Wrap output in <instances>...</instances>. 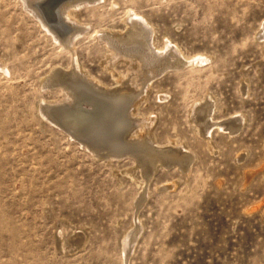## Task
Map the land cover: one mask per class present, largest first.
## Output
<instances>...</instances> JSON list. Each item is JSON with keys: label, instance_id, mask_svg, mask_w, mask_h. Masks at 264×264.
<instances>
[{"label": "rangeland", "instance_id": "374dc122", "mask_svg": "<svg viewBox=\"0 0 264 264\" xmlns=\"http://www.w3.org/2000/svg\"><path fill=\"white\" fill-rule=\"evenodd\" d=\"M129 5L153 24L156 45L164 36L177 44L178 61L208 57L169 59L159 71L151 62L155 76L128 112L134 124L155 119V146L173 140L190 152L187 174L173 164L146 179L130 150L101 143L93 154L83 135L59 125L68 100L57 75L69 77L74 60L103 91L118 86L107 65L130 75L95 34L122 30ZM77 17L87 29L70 51L23 0H0V264H125L122 241L135 217L140 232L126 264H264V0H102L78 7ZM55 71L57 82L42 81ZM138 73L129 82L136 93ZM193 111L210 127L209 144ZM135 132L129 141H144ZM78 240L84 245L73 249Z\"/></svg>", "mask_w": 264, "mask_h": 264}, {"label": "bare ground", "instance_id": "6f19581e", "mask_svg": "<svg viewBox=\"0 0 264 264\" xmlns=\"http://www.w3.org/2000/svg\"><path fill=\"white\" fill-rule=\"evenodd\" d=\"M101 1L102 0H63L62 2L56 1L54 3H49V6L43 4L44 0L31 1L37 4V7H34V4L31 6L29 4L30 0H23V3L27 11L35 16L48 32H52V38L60 45L65 44L66 49L71 51L73 39L87 29L86 27L80 26L81 24L79 25L81 22L77 17L78 7L96 5L98 3L100 4ZM55 4H57V6L53 10V16L49 9ZM115 4L116 2H111V5L114 7ZM59 16L61 21L65 24V28L62 30H59ZM122 22L124 24L122 30H114L113 27L104 30L98 29L95 31V34L102 41L106 49V54L110 59L109 62L120 59L122 63L127 65V73L130 72V75H123L120 72H117L110 64L107 65L104 68L107 69L108 74H110L111 78L115 81L114 84L116 83L118 86H116V90L103 91L98 87V84H100L99 80L92 77L88 73L83 72V68L76 60H74V69L71 71L69 77L64 78L62 73H58L57 75L59 80H62V82L59 81V86L62 89H66L65 98L68 100V102L64 103L65 105H68V108L62 107V104L59 105V109L66 113L67 117H65L66 121L63 124L60 123L59 125L66 131V133L75 136L80 141L82 140L77 135H83L88 140L85 142H89L91 144L93 154L98 152L101 143H104L107 149L115 153L120 150H130V155L134 157V162L136 161L143 168L142 174L146 179H150L159 166L167 168L173 164L187 174L192 164L190 152L185 148L184 150H178V147H175V141L173 140H169V144L165 147L155 146L152 130H150L152 125H154L153 122L155 119H147L146 124H134L128 114L129 111L132 114H135L137 95L142 93L145 95L149 89L150 82L155 76V74H152L155 70H149L151 62H155L158 65L156 68L157 71L160 69V64L163 67L169 66V59L176 58L180 52L178 50V46L167 36H164L160 46L156 45L155 27L146 18V16L137 12L130 5L125 11ZM53 28L57 29L59 34H57ZM262 30H264V23L262 24L259 32ZM206 60H208V57L204 55L196 57L182 55L180 61L176 58V62H181L183 64L193 62L198 64ZM107 61L108 60H106V62ZM138 67L142 68L144 73H138L136 75L142 83L141 90H138L139 92L136 93L134 89L130 88L129 82L132 80L135 69ZM56 72L58 71L48 74V76H45L46 78H43L42 81L57 82V76L55 75ZM76 72H81V74H83L77 77ZM149 74L152 75L149 76ZM66 85L68 87L77 88L76 90L79 94L77 99L72 100L74 99V96L71 95V92L67 89V87L65 88ZM127 103L129 104L128 109L124 106ZM84 105H87L88 108ZM46 110L48 111V109ZM39 111L45 116L47 115L44 113L43 108L39 107ZM117 114L118 117L115 118V115ZM196 114L197 112L193 111V125L198 128L195 132L200 133L207 141V144H209V138H211L209 137L210 127H208L206 123H198L196 121L197 118H195ZM47 118L49 119V117ZM59 118H61V116ZM56 120L59 121L60 119ZM144 125L147 126V128ZM121 129L123 130V133H121ZM136 129H138L137 132H135ZM134 132L145 138L144 141L139 138L129 141ZM134 136L137 135L134 134ZM148 141L151 144L148 143ZM139 143H141V145L136 147L135 144L137 145ZM168 146L171 148L168 149ZM126 173L131 176L128 171H126ZM174 187L175 182H171L165 188L173 189ZM147 196L148 191L144 189L136 203L137 209H140ZM135 218L136 220L133 219L134 221H132V223L134 222L135 224L133 232L126 236L122 241L121 256L123 254L125 264L132 250L136 236L140 232V226L138 227V225L141 221L138 217ZM75 242L76 246L73 249L82 247L83 240Z\"/></svg>", "mask_w": 264, "mask_h": 264}, {"label": "water", "instance_id": "95a60500", "mask_svg": "<svg viewBox=\"0 0 264 264\" xmlns=\"http://www.w3.org/2000/svg\"><path fill=\"white\" fill-rule=\"evenodd\" d=\"M62 2L63 0H44V3L43 4H45V5H48L49 6V3H54V2ZM56 6H57V4H55V5H53L52 6V8H50L49 9V11H51L52 12V15L54 16V12H53V10L56 8ZM71 106V105H70ZM62 107H64V108H68V105H65V104H62ZM63 129V128H62Z\"/></svg>", "mask_w": 264, "mask_h": 264}]
</instances>
